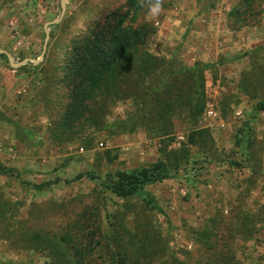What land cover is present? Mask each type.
I'll return each mask as SVG.
<instances>
[{
	"label": "rangeland",
	"instance_id": "1",
	"mask_svg": "<svg viewBox=\"0 0 264 264\" xmlns=\"http://www.w3.org/2000/svg\"><path fill=\"white\" fill-rule=\"evenodd\" d=\"M152 3L0 0V264H264V54L231 79L240 92L215 91L211 61L187 64L201 23ZM124 12L144 26L137 53L77 91L70 56ZM228 18L256 24L264 0ZM156 162L167 177L138 194L104 183Z\"/></svg>",
	"mask_w": 264,
	"mask_h": 264
},
{
	"label": "trees",
	"instance_id": "2",
	"mask_svg": "<svg viewBox=\"0 0 264 264\" xmlns=\"http://www.w3.org/2000/svg\"><path fill=\"white\" fill-rule=\"evenodd\" d=\"M137 8L133 7L132 13ZM133 15L124 12L115 14L110 24L109 18L105 17L101 24L76 47V54L70 56L68 68L74 74L76 81L72 84L77 91L81 90L87 96L98 84L110 74L116 66V61L128 58L137 53L136 45H141L146 35L144 26L134 24ZM258 108L264 110V100L258 103ZM168 175V167L162 162H156L148 167L133 169L131 171L118 172L117 178L104 180L107 188L116 195L124 196L138 194L143 185L159 182ZM90 177H95L90 173ZM160 209L157 205L154 206Z\"/></svg>",
	"mask_w": 264,
	"mask_h": 264
},
{
	"label": "crops",
	"instance_id": "3",
	"mask_svg": "<svg viewBox=\"0 0 264 264\" xmlns=\"http://www.w3.org/2000/svg\"><path fill=\"white\" fill-rule=\"evenodd\" d=\"M197 1L180 0L178 4L181 10L180 16L173 19L174 22H178L183 18V13L190 12L192 18L201 23L192 31L195 33V52L201 56H191L187 64L192 65L196 59L211 61L215 70L213 90L219 92L220 89H229L233 92L237 90L240 92L232 85L231 79L235 80L242 71L251 69L249 61L252 52L264 54V18L256 24L232 28L228 15L236 8L239 0H220L214 6L207 7L206 11L197 5ZM171 23L165 21L161 24L156 35L165 39L174 37L180 27L173 26ZM181 33L183 34V31Z\"/></svg>",
	"mask_w": 264,
	"mask_h": 264
},
{
	"label": "clouds",
	"instance_id": "4",
	"mask_svg": "<svg viewBox=\"0 0 264 264\" xmlns=\"http://www.w3.org/2000/svg\"><path fill=\"white\" fill-rule=\"evenodd\" d=\"M149 11L152 15H156L161 11L160 0H154V3L150 5Z\"/></svg>",
	"mask_w": 264,
	"mask_h": 264
},
{
	"label": "water",
	"instance_id": "5",
	"mask_svg": "<svg viewBox=\"0 0 264 264\" xmlns=\"http://www.w3.org/2000/svg\"><path fill=\"white\" fill-rule=\"evenodd\" d=\"M51 23H53V22H48L46 25H49V24H51ZM45 25V26H46ZM41 58V56L37 59V60H39ZM9 59H11L10 57H9Z\"/></svg>",
	"mask_w": 264,
	"mask_h": 264
}]
</instances>
